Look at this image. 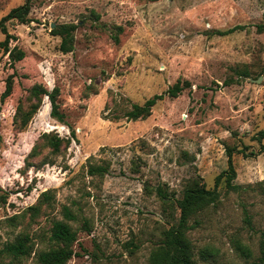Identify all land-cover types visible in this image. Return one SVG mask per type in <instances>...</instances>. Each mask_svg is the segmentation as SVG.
<instances>
[{
	"label": "rangeland",
	"instance_id": "374dc122",
	"mask_svg": "<svg viewBox=\"0 0 264 264\" xmlns=\"http://www.w3.org/2000/svg\"><path fill=\"white\" fill-rule=\"evenodd\" d=\"M24 2L0 0V19ZM263 13L264 0H30L28 23L8 21V48L24 58L12 67L0 46V96L14 73L0 99V243L27 235L32 244L12 263L38 264L67 208L77 241L66 264H148L178 217L155 188L176 199L198 176L213 189L230 147L242 189L225 192L222 180L218 202L189 220L187 235L197 264H264ZM62 24L76 25L67 53L53 34ZM236 25L246 28L215 33ZM178 80L190 86L168 96ZM34 85L58 88L63 123L45 96L22 124ZM159 94L148 117H125ZM47 136L63 138L57 151ZM91 163L108 172L89 175Z\"/></svg>",
	"mask_w": 264,
	"mask_h": 264
},
{
	"label": "trees",
	"instance_id": "16d2710c",
	"mask_svg": "<svg viewBox=\"0 0 264 264\" xmlns=\"http://www.w3.org/2000/svg\"><path fill=\"white\" fill-rule=\"evenodd\" d=\"M29 11L30 0H25L22 5L11 9L0 19V32L5 35L4 40L0 42V46L9 54L12 67L14 62L24 58V53L16 48H8V42L12 36L7 32L6 24L11 20H17L22 24L28 23L27 15ZM256 27L258 31L264 29V13L262 22ZM245 28L246 26L244 25H236L224 31H216L215 33L227 35ZM75 29V24H62L53 29V34L59 36L61 39L59 43L60 51L67 53L73 50V32ZM114 38L117 39L116 36ZM13 77L14 73L6 78L5 87L0 96L1 101L7 98L12 92ZM189 86L190 84L187 81L181 82L178 80L168 88L166 94L170 97H176ZM29 92L36 99V103L22 120L23 125H26L32 114L38 110L42 97L45 96L50 104V116L58 122L63 123L64 114L59 111V104L57 102L58 88L48 90L40 85H34L30 88ZM163 96L164 94L154 95L143 104H132L131 109L125 113V117L129 120L148 117L151 114L152 108L158 101L163 99ZM47 138L48 144L54 151H57L63 142V138L57 136L54 138L47 136ZM263 138L264 129L258 133L256 140L261 144ZM260 151H264V146L261 145ZM234 152V148H226L227 167L216 176L213 189H207L198 176L186 185L181 196L176 199H173L162 186L155 188V193L161 201L167 204L172 201V205L178 211V217L171 226L161 232L160 239L150 251L148 264H197L193 245L187 235L191 227L189 220L200 211L218 202L219 191L217 187L222 180L224 182L225 192H237L242 189L241 185L234 182L236 177L232 158ZM241 153L245 155L243 150H241ZM253 154L255 155L256 153ZM87 172L89 175L102 177L108 172V166L91 163L88 166ZM4 197L5 193L0 187V201H3ZM31 209H34V207H31ZM63 218V220H54L52 222L48 236L52 245L48 249L41 250L37 253L36 261L38 264H66L76 255L73 244L77 241V232L68 223V221L74 220V215L69 209L65 208ZM237 248L242 249L243 247L237 246ZM31 252L32 244L30 238L27 235H19L11 242L2 245L0 243V264H13L14 259L29 256ZM6 257H10L12 260L4 262ZM260 260L264 263V236L260 240Z\"/></svg>",
	"mask_w": 264,
	"mask_h": 264
},
{
	"label": "water",
	"instance_id": "95a60500",
	"mask_svg": "<svg viewBox=\"0 0 264 264\" xmlns=\"http://www.w3.org/2000/svg\"><path fill=\"white\" fill-rule=\"evenodd\" d=\"M54 26V25H53ZM261 77H259L256 81H259Z\"/></svg>",
	"mask_w": 264,
	"mask_h": 264
}]
</instances>
